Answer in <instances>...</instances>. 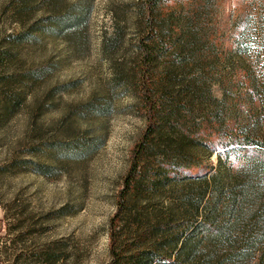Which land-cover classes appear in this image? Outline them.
I'll return each instance as SVG.
<instances>
[{
    "label": "rangeland",
    "instance_id": "obj_1",
    "mask_svg": "<svg viewBox=\"0 0 264 264\" xmlns=\"http://www.w3.org/2000/svg\"><path fill=\"white\" fill-rule=\"evenodd\" d=\"M146 1L30 0L24 9L0 0V264L110 263L111 221L147 126L129 82L147 34ZM55 4L89 11L79 32L50 26ZM164 8L192 38L172 33L189 44L179 56L161 50L156 76L175 67L184 85L207 82L184 114L203 143L190 146L201 167L184 175H203L218 166L210 147L225 151L254 124L264 138V111L242 80L246 72L264 87V59L236 53L233 32L246 14L262 27L264 0H169ZM247 36L252 53H264V34L251 23Z\"/></svg>",
    "mask_w": 264,
    "mask_h": 264
},
{
    "label": "trees",
    "instance_id": "obj_2",
    "mask_svg": "<svg viewBox=\"0 0 264 264\" xmlns=\"http://www.w3.org/2000/svg\"><path fill=\"white\" fill-rule=\"evenodd\" d=\"M29 1L20 4L25 9ZM168 1L147 0L141 15L147 34L139 39L138 71L129 82L142 102L147 126L133 151L111 221L109 264H264V138L258 124L231 137L222 145L223 152L207 146L218 156L216 168L203 175H184L201 167L190 148L195 142L203 144L184 114L191 92L200 94L208 88L201 78L182 84L175 67L156 76L153 66L161 50L185 54L189 40L184 46L176 40L191 36L166 13ZM55 8L49 23L60 35L79 32L89 16L81 9H57L56 4ZM261 18L259 29L249 14L233 27L236 53L256 61L264 59V53H252L247 29L251 23L264 34V13ZM186 21L185 26L191 27L192 17ZM163 24L171 34L167 40ZM190 45L197 48L196 43ZM262 66L259 74L264 79ZM243 74L244 94L264 111V87L256 77ZM231 85L227 83L228 88Z\"/></svg>",
    "mask_w": 264,
    "mask_h": 264
}]
</instances>
